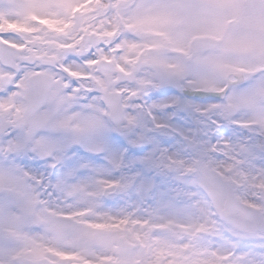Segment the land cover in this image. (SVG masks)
I'll return each instance as SVG.
<instances>
[{
	"label": "snow or ice",
	"instance_id": "6c2138e0",
	"mask_svg": "<svg viewBox=\"0 0 264 264\" xmlns=\"http://www.w3.org/2000/svg\"><path fill=\"white\" fill-rule=\"evenodd\" d=\"M0 264H264V0L0 8Z\"/></svg>",
	"mask_w": 264,
	"mask_h": 264
},
{
	"label": "rangeland",
	"instance_id": "374dc122",
	"mask_svg": "<svg viewBox=\"0 0 264 264\" xmlns=\"http://www.w3.org/2000/svg\"><path fill=\"white\" fill-rule=\"evenodd\" d=\"M17 3V0H0V8H5L10 5H14ZM31 166V163L29 164ZM37 171H43L42 168H37ZM118 209L113 208V213H115ZM128 212H133L134 209L132 207L127 208ZM90 218L96 222L97 217L92 216L90 213ZM97 232V235L102 238L103 242H110L113 247L116 246L117 243H119L121 246L125 247L127 249V245L124 243L123 240L117 241V237H126L130 238L136 233H142L145 231L144 228H142L140 225L136 224L134 221L127 224L123 229L121 230H115V229H101V230H95ZM151 231L158 232L160 236L162 237L161 243L162 244H170L174 242H178L179 234L183 231L181 228L172 229L171 227H165V228H157L156 226H153ZM132 243H136L135 240H132ZM106 254L104 251L103 244H100L97 246L96 250V256L104 255Z\"/></svg>",
	"mask_w": 264,
	"mask_h": 264
}]
</instances>
